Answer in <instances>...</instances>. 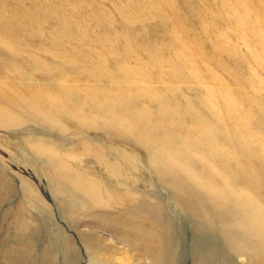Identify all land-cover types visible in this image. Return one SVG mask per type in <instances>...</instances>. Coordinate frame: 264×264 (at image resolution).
I'll list each match as a JSON object with an SVG mask.
<instances>
[{
    "label": "rangeland",
    "instance_id": "rangeland-1",
    "mask_svg": "<svg viewBox=\"0 0 264 264\" xmlns=\"http://www.w3.org/2000/svg\"><path fill=\"white\" fill-rule=\"evenodd\" d=\"M236 13L248 16L246 26ZM0 23V112L21 119L0 126V264H264L234 207L159 175L148 148L102 127L76 128L70 121L62 128L30 118L25 107L65 81L81 89L103 83L110 93L154 91L180 109L192 99L203 111L201 122L190 113L167 115L172 134L221 126L235 145L239 135L221 95L239 100L242 112H260L264 69L252 52L264 49L257 38L264 32V0H0ZM129 68L136 74L125 77L121 71ZM208 89L221 108L218 118L206 101ZM137 99L142 107L152 104L151 112L158 108ZM158 121L162 116L153 114ZM245 131L259 134L264 147L260 117ZM156 136L169 139L162 130ZM28 137L59 146L70 172L97 180L109 204L62 186ZM250 154L240 166L264 176ZM259 200L264 206V188Z\"/></svg>",
    "mask_w": 264,
    "mask_h": 264
},
{
    "label": "bare ground",
    "instance_id": "bare-ground-1",
    "mask_svg": "<svg viewBox=\"0 0 264 264\" xmlns=\"http://www.w3.org/2000/svg\"><path fill=\"white\" fill-rule=\"evenodd\" d=\"M21 15L23 19H27L25 14ZM234 18L243 26L247 25V15L241 16L236 13ZM2 32L11 34L7 30ZM260 33L257 34V38L263 39L264 42V32L260 30ZM26 34L30 35L28 32ZM252 56L257 66L264 69V49L256 53L252 52ZM71 57L74 58V56ZM83 57L84 55L79 53L77 58L83 59ZM0 64L4 63L0 61ZM63 72L64 70L60 71V73ZM121 72L125 77L136 74L133 68ZM173 72L177 74V71ZM104 88L103 83L90 84L81 89L69 85L68 81L60 82L54 85L55 94L28 101L25 105L26 114L30 118L39 117L40 120L62 128H67V125L72 126L69 124L70 121L76 128L88 129L98 126L109 131L114 137L137 141L138 144L152 151V163L159 171V175L173 178L182 188L187 189L190 185L198 187L204 191L206 198L220 205L231 204L235 209L236 223L252 231L255 238L256 242L250 246V249L254 254L264 258V206L259 202L264 188V176L255 175L251 170L240 166L242 157L257 149L258 154L252 153L249 157L257 156V162L264 170V147L259 145V134L254 131H245L251 127L252 120L255 121L257 117L261 118L264 126V103L258 105L260 112L257 116H253L248 110L242 112L243 106L241 107L239 100L233 99L235 97L232 98L229 94L230 97L221 95L223 111L235 121L233 133L235 137L239 135L234 145L229 144L221 126L207 125L205 129L191 127L184 133H171V127L165 124L167 115L174 116L179 113L181 116V113H190L197 121H203L201 117L203 111L195 108L192 99L187 98L184 107L180 109L177 104H172L173 101L165 94L154 91L110 93ZM209 89L207 92L209 91L210 95L208 94L206 101L212 105L213 114L218 118L222 114L221 108L215 107V94L213 95ZM82 96L83 99H81ZM139 96L157 103V110L150 111L152 104L149 107L136 104ZM153 114L162 116L161 123H159L161 119L158 122H152ZM20 120V117L13 113L0 112L1 127H6L8 123L15 124ZM160 130L169 138L167 142L156 136L157 131ZM26 141H29L34 152L48 156L46 170L50 176L57 178L62 186L66 185L73 192L83 193L88 200L96 204H109L110 197L108 194L105 198L103 197L105 191L97 180L70 172L71 168L60 158L63 154L59 151V146L36 137H28ZM231 164H235V168H232ZM226 166L232 171H229ZM109 168L114 173L119 171L115 165H110ZM238 185L241 187L236 188ZM108 193L114 194V191L109 190ZM88 264L92 262L89 261Z\"/></svg>",
    "mask_w": 264,
    "mask_h": 264
}]
</instances>
